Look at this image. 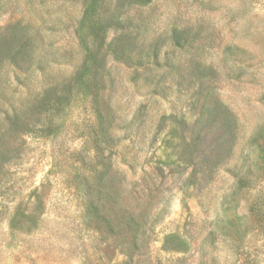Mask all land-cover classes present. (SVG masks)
I'll use <instances>...</instances> for the list:
<instances>
[{"label": "rangeland", "instance_id": "obj_1", "mask_svg": "<svg viewBox=\"0 0 264 264\" xmlns=\"http://www.w3.org/2000/svg\"><path fill=\"white\" fill-rule=\"evenodd\" d=\"M0 264H264V0H0Z\"/></svg>", "mask_w": 264, "mask_h": 264}]
</instances>
